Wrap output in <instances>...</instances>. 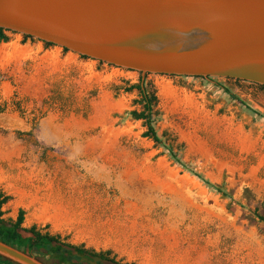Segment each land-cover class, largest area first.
Instances as JSON below:
<instances>
[{
  "label": "rangeland",
  "instance_id": "1",
  "mask_svg": "<svg viewBox=\"0 0 264 264\" xmlns=\"http://www.w3.org/2000/svg\"><path fill=\"white\" fill-rule=\"evenodd\" d=\"M2 33L0 109L21 118L0 125L4 220L22 208V227L110 249L121 263L264 264V222L253 213L264 215V119L223 88L263 117L264 89L142 75ZM142 78L156 90L158 143L129 115L140 109L137 90H122ZM170 144L185 168L170 159Z\"/></svg>",
  "mask_w": 264,
  "mask_h": 264
},
{
  "label": "water",
  "instance_id": "2",
  "mask_svg": "<svg viewBox=\"0 0 264 264\" xmlns=\"http://www.w3.org/2000/svg\"><path fill=\"white\" fill-rule=\"evenodd\" d=\"M0 28L142 75L264 86V0H0ZM0 256L45 264L2 241Z\"/></svg>",
  "mask_w": 264,
  "mask_h": 264
},
{
  "label": "trees",
  "instance_id": "3",
  "mask_svg": "<svg viewBox=\"0 0 264 264\" xmlns=\"http://www.w3.org/2000/svg\"><path fill=\"white\" fill-rule=\"evenodd\" d=\"M4 29L0 28V41H7V37L2 33ZM25 37H30L25 35ZM46 44L51 45V43L46 42ZM64 51L67 49L63 48ZM85 57L86 56H82ZM174 76V75H171ZM197 77V76H196ZM203 78V77H200ZM228 80H233L239 82L238 79L226 78ZM255 85L257 88L263 90V85ZM133 89L137 90L139 95L135 102L140 105L139 110H130L129 115L135 120H141L144 131L141 133L142 137L149 138L153 142L158 143L160 141L159 137L153 128L152 122L154 114L156 113L155 106L157 104V96L154 85L149 80H144L143 78L136 84H130L122 88L123 92H130ZM223 91L227 93L231 98L235 99L248 111L262 117L260 113L252 109L248 104L244 103L242 100L237 98L228 89L223 88ZM162 136H166V132L161 133ZM173 144L168 147V153L170 159L176 162L181 167L185 166L177 158L176 154L172 151ZM181 145L177 144V148ZM187 171L195 176L197 179L202 181L207 185L208 188L219 192L224 197H229V194L224 191L221 186L209 184L200 175L194 173L193 171L187 169ZM9 199L8 195L3 194L0 191V241L13 246L27 254L36 257L45 264H100L101 262H109L111 264H133V263H121V259H116V255L110 250H95L90 247H85L83 243L72 244L67 242L66 237L61 236L58 233L51 234L47 231L42 232L36 225H31L28 228L22 227V222L24 219V210L19 208L17 210L16 216L13 220H4L2 218L3 210L2 205ZM264 205V204H263ZM258 208L253 209L254 215L258 220L264 222V215L258 213ZM0 264H16L8 259L0 256Z\"/></svg>",
  "mask_w": 264,
  "mask_h": 264
},
{
  "label": "flooded vegetation",
  "instance_id": "4",
  "mask_svg": "<svg viewBox=\"0 0 264 264\" xmlns=\"http://www.w3.org/2000/svg\"><path fill=\"white\" fill-rule=\"evenodd\" d=\"M3 111L2 109H0V112Z\"/></svg>",
  "mask_w": 264,
  "mask_h": 264
}]
</instances>
